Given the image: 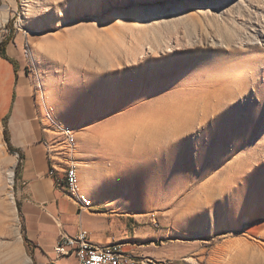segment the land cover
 Wrapping results in <instances>:
<instances>
[{
	"label": "rangeland",
	"instance_id": "obj_1",
	"mask_svg": "<svg viewBox=\"0 0 264 264\" xmlns=\"http://www.w3.org/2000/svg\"><path fill=\"white\" fill-rule=\"evenodd\" d=\"M8 20L18 69L0 57V264H44L23 244L3 170L18 158L2 138L12 95V143L38 144L53 169L74 165L77 200L115 222L124 251L264 264V0H0V40ZM55 202L78 230V208ZM57 262L45 264L76 258Z\"/></svg>",
	"mask_w": 264,
	"mask_h": 264
},
{
	"label": "crops",
	"instance_id": "obj_2",
	"mask_svg": "<svg viewBox=\"0 0 264 264\" xmlns=\"http://www.w3.org/2000/svg\"><path fill=\"white\" fill-rule=\"evenodd\" d=\"M13 145L24 153V159L21 160V169L16 182L14 183L15 194L16 201L19 202L21 208L27 204L31 209V221L29 222L25 220L22 215V210L21 219L24 224V233L34 244L31 251L37 263H58V258H51L50 255H53V247L59 237V233L74 235L79 229H85L88 233L95 234L90 237V240L95 245H103L112 240H118L116 234L119 232L113 231L117 228L115 222H113L110 217L103 215V212L99 210L91 208H85L86 211H84V207L76 198L78 195L71 191L69 193L68 184L61 185L60 183H55L54 179H56V181H65L67 183L65 173L67 168L53 169L49 167L46 163V154L44 151L40 154V151L42 150L38 147V144H29L28 142H25ZM25 149H27V151H25ZM17 161L18 158L15 160V164ZM57 198L69 201L71 205L78 208V222L80 224L78 230L70 232L65 230L66 224L62 220V216L70 211L65 208H61L60 210L55 202ZM81 211L82 214H80ZM82 215L93 218L98 222L99 225L96 229L91 230L84 227ZM48 224L55 227L54 236H51V238L44 236L45 227H47ZM128 238H130V236ZM124 245L132 244L126 242ZM129 248L128 251H133L132 247Z\"/></svg>",
	"mask_w": 264,
	"mask_h": 264
},
{
	"label": "built area",
	"instance_id": "obj_3",
	"mask_svg": "<svg viewBox=\"0 0 264 264\" xmlns=\"http://www.w3.org/2000/svg\"><path fill=\"white\" fill-rule=\"evenodd\" d=\"M53 254L55 258L75 256L76 264H132L133 257H142L146 259V262H154V259L147 256H139L133 251H124L121 245L113 240L103 245H95L90 242L89 233L85 229H79L74 235L59 233L53 247Z\"/></svg>",
	"mask_w": 264,
	"mask_h": 264
},
{
	"label": "trees",
	"instance_id": "obj_4",
	"mask_svg": "<svg viewBox=\"0 0 264 264\" xmlns=\"http://www.w3.org/2000/svg\"><path fill=\"white\" fill-rule=\"evenodd\" d=\"M6 25H7V27L10 28V33L8 35L4 36L0 40V57L5 59V60H7L12 65L13 72L16 73L17 69H18L17 63H16V61L13 58H10L7 55V46L10 43V41L12 39V35H13V29L11 27L12 21L8 20ZM13 98H14V96L12 95L9 111L2 118V123H3L2 138H3V141L6 144L7 151L9 153L18 155V161L16 162L15 167H14V171H13V178H14V181H15L17 179L19 171L21 169V165H22L21 164V160L24 159V153L20 149L16 148L12 144L11 135H10V131H9V128H8V118L10 116ZM54 180H55V183H60L61 185H67V183L65 181H56V179H54ZM15 206H16V209H17V211H18V213H19V215L21 217V207H20V204H19L18 201H15ZM21 233H22L23 244L26 247L30 248L29 253H30L31 256H33L31 249L33 248L34 244L28 239V237L24 233V224L23 223L21 225Z\"/></svg>",
	"mask_w": 264,
	"mask_h": 264
},
{
	"label": "bare ground",
	"instance_id": "obj_5",
	"mask_svg": "<svg viewBox=\"0 0 264 264\" xmlns=\"http://www.w3.org/2000/svg\"><path fill=\"white\" fill-rule=\"evenodd\" d=\"M25 1L27 2L28 0H25ZM47 1H49V0H47ZM4 9H6V6H4ZM42 41L47 47L46 52L48 53V55H50L52 57V59H54V61L62 62L66 59L67 55L65 54V52L62 53L61 51H59L58 47L55 44V39L50 38V36L48 35L47 38H43ZM14 166H15V160L13 159L3 169L5 174H6L9 185H12V183H13V168H14ZM66 171H67V173H66L67 184H68V187L70 186V191L72 193H76L78 195V198L84 201V196H82L83 194H81V192L78 191V189H79L78 188V175H77V171H76L75 166L74 165L68 166ZM79 183H81V182H79ZM10 199L12 200L13 197L11 196ZM12 202H13V200H12ZM29 261H30L29 258H27V259L23 260L22 263L28 264ZM111 264H119V263H111ZM132 264H155V263L154 262H146V259H142L140 257H133Z\"/></svg>",
	"mask_w": 264,
	"mask_h": 264
}]
</instances>
